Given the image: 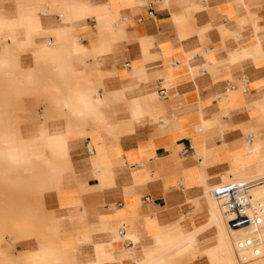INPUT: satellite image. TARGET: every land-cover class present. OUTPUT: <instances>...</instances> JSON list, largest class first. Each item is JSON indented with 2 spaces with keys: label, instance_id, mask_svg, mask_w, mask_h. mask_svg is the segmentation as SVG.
<instances>
[{
  "label": "crops",
  "instance_id": "1",
  "mask_svg": "<svg viewBox=\"0 0 264 264\" xmlns=\"http://www.w3.org/2000/svg\"><path fill=\"white\" fill-rule=\"evenodd\" d=\"M4 47L57 80L29 87L54 105L27 137L62 128L61 260L211 264L212 234L177 243L212 224L208 180L264 172V0H0Z\"/></svg>",
  "mask_w": 264,
  "mask_h": 264
},
{
  "label": "rangeland",
  "instance_id": "2",
  "mask_svg": "<svg viewBox=\"0 0 264 264\" xmlns=\"http://www.w3.org/2000/svg\"><path fill=\"white\" fill-rule=\"evenodd\" d=\"M3 53L14 55L19 63L10 62L12 57L4 55L0 65V149L17 145V153L6 152L0 155V264H33L38 252L47 243L56 250L64 240L61 232L56 233L61 228H56L50 221L55 213L56 194L65 193L60 184L67 172L63 170L69 167L66 164L69 154L60 153L45 145L41 146L37 154L29 153L28 147L35 139H30L27 135L41 123L48 121L46 112H51L54 104L44 90L41 93L27 92L29 87L33 89L44 85L49 90L50 85L57 80L53 79L54 73L48 66L41 67L38 81L33 76L29 78V67L21 63L22 53H15L6 47L0 48V54ZM60 82L63 86L66 85L65 79ZM29 96L36 98L38 110L33 112V116L25 117L23 108L25 99ZM41 106H44L43 112L39 110ZM60 119L61 117L56 120ZM25 125L30 127H24ZM61 129L47 128L51 131ZM64 130L69 131L71 128ZM23 152L27 155L24 160L17 156ZM209 191L210 195L212 189ZM26 220L29 221L27 225L24 224ZM214 242L210 240L206 243L211 245ZM25 246L29 250L27 253L21 252ZM232 250L236 264H264V258L240 263L234 242ZM210 252L208 259L213 264L217 261L219 246ZM59 263L77 264L78 261L60 258Z\"/></svg>",
  "mask_w": 264,
  "mask_h": 264
},
{
  "label": "bare ground",
  "instance_id": "3",
  "mask_svg": "<svg viewBox=\"0 0 264 264\" xmlns=\"http://www.w3.org/2000/svg\"><path fill=\"white\" fill-rule=\"evenodd\" d=\"M52 135L53 137H55L56 140L59 134L57 131L54 130L51 131L46 129L45 131H43L42 133L43 137L35 138L32 144H30L29 153L37 154L41 146L44 145L42 143L43 140L48 141V143H46L45 146L54 148L55 143L52 142V138H53ZM6 152L17 153V145L16 146L14 145V147H2L0 149V155ZM25 155H26L25 153H22V155H20V153L17 154V156L20 157V159L22 160L26 158L27 155L26 156ZM243 183L250 184L252 186L248 189V199L250 200L253 206L250 210V213L254 212L256 203L264 199V172H262L259 175L244 178L242 180L229 179L216 184L211 182V180H208L205 191L206 193L204 197L209 205V217L212 224L208 223L209 225H202L200 226L199 229H197L196 232L193 231L194 233L191 232V234H188L180 238L177 243L179 247L177 248L179 250L189 249L191 247H196L200 244H205L207 242L208 235L212 234L219 246V253L216 258L217 261L214 262L215 264H236L232 250L233 242L235 243L236 256L240 263H246L254 259L264 258V238L262 237L264 233V225L260 227V231L257 234H254V230L251 227L233 228L229 224L230 215L226 213L225 208L222 206L220 200L217 199V197L214 195L213 192L215 188L221 186H225L229 184L240 185ZM210 189H212V193L209 195ZM50 222L54 223L56 228L58 229L62 227L60 219L55 215V213L53 214L52 220ZM225 222L227 226L225 225ZM28 223H29L28 220L24 221L25 225H27ZM254 235L258 238L257 247L260 250L261 253L260 255H255L252 248L249 246H244V247L239 246V243L241 241L245 242L247 238H251ZM170 243L171 242L169 240L163 242L164 250L168 247ZM59 246L60 245H58V247ZM54 251L55 250L51 246H46L42 248L38 252V255L35 257L33 264H60L59 263L61 258L60 252L58 250L57 253ZM202 253H206V251ZM208 253L210 254L211 252Z\"/></svg>",
  "mask_w": 264,
  "mask_h": 264
},
{
  "label": "built area",
  "instance_id": "4",
  "mask_svg": "<svg viewBox=\"0 0 264 264\" xmlns=\"http://www.w3.org/2000/svg\"><path fill=\"white\" fill-rule=\"evenodd\" d=\"M153 13V12H150ZM164 90L160 94H164ZM252 187L250 184H229L214 189V195L220 200L226 213L230 215L229 224L233 228L251 227L254 234L260 231V227L264 225V199L257 202L253 213H250L253 207L248 199V189ZM264 238V233L262 235ZM258 238L254 235L247 238L246 241L239 243L240 247L249 246L255 255H260L257 247Z\"/></svg>",
  "mask_w": 264,
  "mask_h": 264
}]
</instances>
